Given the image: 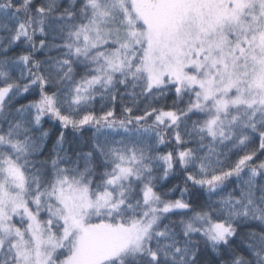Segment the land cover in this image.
<instances>
[{
	"label": "snow or ice",
	"instance_id": "snow-or-ice-1",
	"mask_svg": "<svg viewBox=\"0 0 264 264\" xmlns=\"http://www.w3.org/2000/svg\"><path fill=\"white\" fill-rule=\"evenodd\" d=\"M0 264H264V0H0Z\"/></svg>",
	"mask_w": 264,
	"mask_h": 264
}]
</instances>
